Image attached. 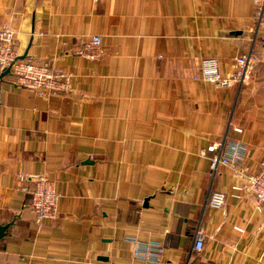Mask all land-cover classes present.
<instances>
[{"label":"crops","instance_id":"0c3cea01","mask_svg":"<svg viewBox=\"0 0 264 264\" xmlns=\"http://www.w3.org/2000/svg\"><path fill=\"white\" fill-rule=\"evenodd\" d=\"M254 12V0H0V28L16 31L20 56L67 69L74 89L43 100L12 75L0 82V225H11L0 264H131L129 237L161 243L162 264H264V210L228 168L213 174L206 153L245 142L251 172L264 158ZM95 36L102 58L78 57ZM250 51L249 85L194 79L203 59L230 75ZM20 174L55 184L56 220L36 224L35 183ZM214 192L224 208L208 206Z\"/></svg>","mask_w":264,"mask_h":264},{"label":"built area","instance_id":"2783aa9c","mask_svg":"<svg viewBox=\"0 0 264 264\" xmlns=\"http://www.w3.org/2000/svg\"><path fill=\"white\" fill-rule=\"evenodd\" d=\"M253 28L255 38L264 40V0H254ZM104 54L103 41L99 36L86 40L76 51V55L87 61H99ZM17 46V33L10 27L0 28V75L9 72L18 87L28 91L34 97L49 100L60 94H70L73 89V74L65 68L49 63H38L28 59L20 60ZM257 66L253 52L238 56L233 64V72L225 75L221 72L220 62L214 58L201 61V74L194 78L217 88H230L233 85L246 86L252 81ZM242 134V128H234ZM226 146V149L224 148ZM219 148L220 152H219ZM215 153L211 159V170L215 174L220 167L228 168L236 180V190H241L245 196L257 203L260 210H264V158L256 172H251L246 166L248 145L238 141L230 144L211 145L206 153ZM205 154V152H204ZM20 182L35 183L32 193L30 209L35 222L43 225L57 219L59 211V194L55 184L47 177L40 175H18ZM226 194L214 192L210 195L208 206L213 210L224 208ZM241 232L240 228H236ZM131 243V264H162L165 248L156 241H144L136 237H129ZM205 247V238L198 232L195 240V251L201 253Z\"/></svg>","mask_w":264,"mask_h":264},{"label":"water","instance_id":"95a60500","mask_svg":"<svg viewBox=\"0 0 264 264\" xmlns=\"http://www.w3.org/2000/svg\"><path fill=\"white\" fill-rule=\"evenodd\" d=\"M26 59V56H21L20 57V60H24ZM9 75V72H5L3 74L0 75V82L6 77ZM11 225H0V240H2L5 236H6V233H7V230L10 228Z\"/></svg>","mask_w":264,"mask_h":264}]
</instances>
